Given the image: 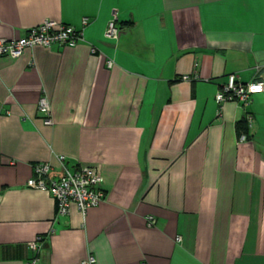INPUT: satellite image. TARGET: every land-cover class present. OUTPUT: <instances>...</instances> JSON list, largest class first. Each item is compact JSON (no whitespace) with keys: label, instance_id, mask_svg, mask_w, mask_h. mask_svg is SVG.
Masks as SVG:
<instances>
[{"label":"crops","instance_id":"obj_1","mask_svg":"<svg viewBox=\"0 0 264 264\" xmlns=\"http://www.w3.org/2000/svg\"><path fill=\"white\" fill-rule=\"evenodd\" d=\"M45 20L84 40L0 55V264H264V91L216 101L231 73L264 81V0H0V38ZM60 154L100 168L103 202L59 216L27 186Z\"/></svg>","mask_w":264,"mask_h":264},{"label":"built area","instance_id":"obj_2","mask_svg":"<svg viewBox=\"0 0 264 264\" xmlns=\"http://www.w3.org/2000/svg\"><path fill=\"white\" fill-rule=\"evenodd\" d=\"M87 18L83 24H87ZM120 27L117 24V13L113 14L109 21L105 36L109 39H118ZM84 40L82 29H77L69 24L55 20H45L42 23L26 30V33L18 38H0V55H8L13 58L21 57L27 48L36 45L52 46L54 44L75 46ZM95 52L96 48H92ZM113 60H108V65H113ZM189 75H183L182 79H189ZM264 91V81L253 80L244 82L237 73L229 74L228 81L216 94V101L220 105L227 101H235L240 107L247 105L252 96ZM38 108L43 115L45 124H53L52 106L46 95L39 99ZM240 141L247 140V135L242 132ZM58 166L50 162H37L33 165L35 175L27 180V186L50 192L57 202V215L65 216L70 213L71 205L76 204L85 213L89 208L99 205L106 199L105 190L102 187L103 176L98 166L81 165L72 170L66 164V156H57ZM149 224L155 223L153 216L148 217ZM44 236L40 235L30 242V247L36 253L41 249ZM38 256L31 260V264L38 261ZM96 258L89 254L81 264H95Z\"/></svg>","mask_w":264,"mask_h":264},{"label":"trees","instance_id":"obj_3","mask_svg":"<svg viewBox=\"0 0 264 264\" xmlns=\"http://www.w3.org/2000/svg\"><path fill=\"white\" fill-rule=\"evenodd\" d=\"M237 129L239 131V135L244 132L247 135V139L249 138V129H248V122L246 118H242L238 123H237Z\"/></svg>","mask_w":264,"mask_h":264}]
</instances>
